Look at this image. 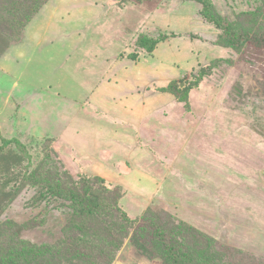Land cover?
Masks as SVG:
<instances>
[{
    "label": "rangeland",
    "instance_id": "374dc122",
    "mask_svg": "<svg viewBox=\"0 0 264 264\" xmlns=\"http://www.w3.org/2000/svg\"><path fill=\"white\" fill-rule=\"evenodd\" d=\"M200 1L49 0L51 22L35 29L56 36L54 48L29 69H12L14 50L0 57L1 69L13 54L12 72L0 70V264H264V48L247 43H264V0ZM21 3L0 0V40L11 47ZM86 61L102 64L87 84ZM123 63L135 70L123 75ZM105 80L116 101L130 99L117 119L91 103ZM27 81L37 95L20 100ZM51 93L119 134L111 154L8 133L28 114L58 125L62 109L48 102L14 109ZM73 197L99 207L77 217Z\"/></svg>",
    "mask_w": 264,
    "mask_h": 264
},
{
    "label": "crops",
    "instance_id": "0c3cea01",
    "mask_svg": "<svg viewBox=\"0 0 264 264\" xmlns=\"http://www.w3.org/2000/svg\"><path fill=\"white\" fill-rule=\"evenodd\" d=\"M52 9L53 8H50V2L45 4V6L39 11V13L27 25L22 41L18 45L11 47L7 50L9 52H11L12 50L16 51V52H12L14 55H18V53H20L19 56L13 60L14 67L12 69H14L15 67L18 68L20 66V62L24 65V67L29 69L33 63L34 65L36 64V61L37 63H39L38 57H44V55L46 56L48 52L54 48L51 42L57 41L58 38L56 36L48 38L47 36L48 33H46L47 31L46 29L44 30V32H37V30L35 29L37 25H41V26L46 25V24L48 25L49 23L48 20H50L51 22V18H50L51 15L49 11ZM55 10L61 11L60 15H63L64 12L67 11V9H64V7H60V6L55 8ZM96 15H97V12H96ZM79 18L80 19L79 20L77 19L78 22H76L75 24L81 25V23L84 24V21L88 19V16L84 14L83 16H80ZM43 42H45V44H42ZM21 47H22V50H21ZM13 54L8 55L7 53L3 57L2 61L4 63L0 69L3 73L8 74L12 72V69L9 70L8 68H6L5 63H8L10 56H13ZM43 60H47V59L45 58ZM45 65L47 67H54L53 65L52 66L49 65L48 61L45 62ZM92 65L95 66L94 71L89 70L90 69L89 62L86 61L83 63V67L85 66V71L83 72L80 70L79 72L82 78L80 79L81 83H83L84 81V83L87 84V81H89V79L91 80L93 79V82H94V79L96 80L98 78V72L96 68L102 64L97 62V63H92ZM120 65L121 64L114 65V66L118 68V67H121ZM125 66H126L125 63H123L121 67L122 71L124 72L122 73L123 75L127 74L126 72L133 69V68L131 69V67H127L128 68L127 69L128 71H127L125 70L126 69ZM81 68L82 67H80V69ZM26 73L28 74V72ZM18 77L19 76H17V78ZM18 82H20V80ZM18 86H19L18 84H15V79H14L13 88H17ZM112 86L113 84L110 82H107L106 80L99 83V86L96 88V91L94 92L93 96H91V101H92L91 103L95 102L98 106L97 110H100L101 112L106 114L111 119H117L118 117L115 114L123 113V111L126 110L124 106L129 105L130 99L124 98L123 103L120 102L119 100L116 101L112 97L113 92H115L113 91ZM21 89H24L26 92L20 93ZM36 89L37 88H35L33 83H31V81H27V83L22 84L20 88H18L19 93L16 95L20 100L22 97L23 98L31 97V96L35 97V95H37L35 94L37 93L35 92ZM14 91L12 90V96H13ZM38 96L41 98H38V100L35 99L30 104L31 108L26 109L25 106H22V107H15L14 109H17L18 111L20 110L22 114L23 113L25 114L28 110L36 108V107L39 108V106H42L45 102H48L50 104L56 105L58 109H62V111L59 114V117H60L59 124L57 125L55 123V126H50L49 124L46 125L45 122L43 121L42 116H40L39 119L37 118L33 119L32 117H35V116L28 114L26 116H29L30 120L29 118L25 120L24 118L19 117V116L17 119H11V123L7 126L8 133L13 132L12 134H16L19 136L21 135L23 137H26L27 135L40 136V135H45L47 133L49 134V137H61L67 143H70L74 147L75 152L82 154L83 156L86 155V152H90L88 150H91V149L93 150L91 151L93 153L98 150H106V153L108 154H111L110 153L111 148L113 150L115 149L116 144H118L119 134L109 127L106 128L103 125H100L99 123L92 124V123H89L88 120L82 118L79 115V113L81 112L80 109L82 107L80 103L77 104L74 102H70L66 99L62 100V98L60 99L59 97H56V95H53L52 93L50 96L42 95V94H39ZM126 100L128 102H126ZM55 101H59L60 103L55 102ZM34 102L36 103L33 104ZM120 106H122V108H120ZM44 107L47 108L48 105L44 104ZM112 110H114L115 112ZM49 116H51V114H49ZM34 120H36V122H34ZM40 122H41V125L39 126L38 124ZM20 129H22L21 130L22 133L19 134L16 131ZM127 142H128L127 148H130L134 146L135 144H137L136 143L137 140L134 134L129 135Z\"/></svg>",
    "mask_w": 264,
    "mask_h": 264
},
{
    "label": "trees",
    "instance_id": "16d2710c",
    "mask_svg": "<svg viewBox=\"0 0 264 264\" xmlns=\"http://www.w3.org/2000/svg\"><path fill=\"white\" fill-rule=\"evenodd\" d=\"M4 1L8 2V3H14V2L22 1V3L20 4L22 6V8H16L15 12H13V18H12L13 21L9 22L10 24H7L8 22L6 23L10 27V36L12 38H16L19 40V38H18L19 30H21V29L23 30V34H22V37L20 39L22 41V39L24 37V32H25L26 26L39 13V11L45 6V4L48 3L49 0H3V2ZM197 1L199 3L202 2L200 0H197ZM166 38H167V36H161L159 39L152 41L149 48L146 47L147 46V45H145L146 42L142 44V47L147 48L146 51L148 53H151L154 49V46L159 42L165 41ZM259 40L260 39L257 40V39L248 38L247 43L249 45L255 46L256 48H259L258 46H260L261 48H264V45H263L264 43L261 46L259 43ZM9 48H11V46H9L8 43L3 42V38H2L0 40V57H2V55H4ZM127 58L129 60L135 62V61H137L138 55L137 54H131V55H128ZM58 194L61 195V193H58ZM57 198H58V196H57ZM81 199L78 200L75 197L71 198V200H70L71 205L74 206L78 202V204L81 206V208L77 209V211L74 210L77 217L89 219L90 215L97 211L99 205L97 204L96 199L93 200V199L89 198V199H85L84 201H82ZM140 249L142 251H144L143 246H140ZM173 256H177L178 258L181 257V255H176V254H173Z\"/></svg>",
    "mask_w": 264,
    "mask_h": 264
}]
</instances>
